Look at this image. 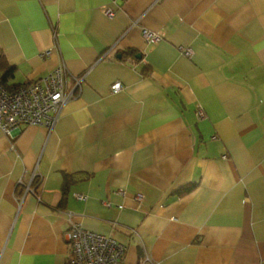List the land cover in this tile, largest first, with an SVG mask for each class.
Segmentation results:
<instances>
[{"label":"crops","instance_id":"crops-1","mask_svg":"<svg viewBox=\"0 0 264 264\" xmlns=\"http://www.w3.org/2000/svg\"><path fill=\"white\" fill-rule=\"evenodd\" d=\"M61 63L52 130L0 129V264H66L73 223L119 264H264V0H0L1 83Z\"/></svg>","mask_w":264,"mask_h":264},{"label":"built area","instance_id":"built-area-1","mask_svg":"<svg viewBox=\"0 0 264 264\" xmlns=\"http://www.w3.org/2000/svg\"><path fill=\"white\" fill-rule=\"evenodd\" d=\"M105 12L111 15L109 9ZM142 36L148 43L160 38L147 29H142ZM180 50L186 56L191 53L189 47H180ZM83 79L84 74L70 75L61 63L44 76L13 89L6 88L0 81V129L6 135H12L20 125H40L52 130L62 107L74 97ZM121 87L116 81L110 85V91L116 93ZM76 196L83 198L81 194ZM140 197L136 195L138 200ZM67 217L70 218L71 213L67 212ZM65 239L68 245L66 264H119L125 251L124 244L113 237L84 229L77 223L66 231Z\"/></svg>","mask_w":264,"mask_h":264},{"label":"trees","instance_id":"trees-1","mask_svg":"<svg viewBox=\"0 0 264 264\" xmlns=\"http://www.w3.org/2000/svg\"><path fill=\"white\" fill-rule=\"evenodd\" d=\"M12 70H13V67H11V66L10 67H6V69L3 72L4 74H3L2 78H1V80H4L6 77H8L9 75H11ZM192 188H193L192 185L184 186V187L180 188L179 193L187 192V191L191 190Z\"/></svg>","mask_w":264,"mask_h":264}]
</instances>
